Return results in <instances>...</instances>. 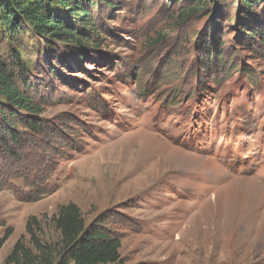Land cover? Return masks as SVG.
I'll list each match as a JSON object with an SVG mask.
<instances>
[{"label": "rangeland", "instance_id": "obj_1", "mask_svg": "<svg viewBox=\"0 0 264 264\" xmlns=\"http://www.w3.org/2000/svg\"><path fill=\"white\" fill-rule=\"evenodd\" d=\"M173 1L140 0L138 14L111 21L117 27L126 22L92 60L63 68L64 81L56 79L41 117L81 150L58 161L51 192L38 202L21 203L12 190L0 191V239L12 232L0 264L20 239L33 248L26 232L32 218L39 242H56L53 218L67 204L80 210L86 225L99 223L120 237L123 264H264V202L244 198L249 182L264 187V48L249 39L235 42L243 30L235 26L243 18L235 1L221 0L222 14L212 10L182 24L171 19L179 11ZM165 30L169 39L149 47ZM205 33L209 47L215 39L222 47L211 67L200 49ZM100 53L110 64H95ZM151 166L157 171L136 181ZM167 169L195 173L152 186ZM183 179L192 180L190 189ZM11 185L23 188L21 180ZM207 186L212 191L205 195ZM247 202L257 205L249 219L247 212L236 214ZM209 211L214 220L193 231L196 216Z\"/></svg>", "mask_w": 264, "mask_h": 264}, {"label": "trees", "instance_id": "obj_2", "mask_svg": "<svg viewBox=\"0 0 264 264\" xmlns=\"http://www.w3.org/2000/svg\"><path fill=\"white\" fill-rule=\"evenodd\" d=\"M232 1L243 16L235 25L243 29L235 42L249 39L250 44L264 48V0ZM222 3L221 0H174L179 11L171 19L182 24L197 14L208 16L212 10L222 14ZM138 6L140 0L136 3L133 0H0V191L12 190L15 198L26 204L50 194L58 161L81 149L79 145L69 144L58 125L41 117L45 97L53 89L57 91L54 88L57 78L58 82L64 81L63 68L68 61L92 60L90 55L99 52L107 38L123 30L126 22L123 20L117 27L111 21L121 15L138 14L141 8ZM170 32L158 33L149 47L169 39ZM197 36L193 34L194 38ZM202 40L204 66L211 67L210 59L220 61L222 47L217 39L209 47L206 33ZM57 46L62 53L55 52ZM42 51L49 63L40 57ZM109 60L100 53L95 64H110ZM231 68L236 70L235 64ZM53 146L57 148L55 153L51 151ZM16 179L22 181L23 188L12 187L11 182ZM32 224L38 227L37 220L32 218L26 223L33 248L18 240L3 264H123L120 237L99 223L86 225L73 204L59 207L53 218L59 233L56 242H39L31 230ZM11 233L7 230L0 239V250Z\"/></svg>", "mask_w": 264, "mask_h": 264}, {"label": "bare ground", "instance_id": "obj_3", "mask_svg": "<svg viewBox=\"0 0 264 264\" xmlns=\"http://www.w3.org/2000/svg\"><path fill=\"white\" fill-rule=\"evenodd\" d=\"M173 152V151H172ZM138 153L139 152H136L135 154H131L130 155V158L132 157V161H134V159H136L137 157H138ZM144 155V154H143ZM168 157V156H167ZM141 158V157H140ZM167 159V158H166ZM172 159V158H171ZM164 161V163L166 162L165 160H163ZM173 161V160H172ZM176 161V160H175ZM179 161V160H178ZM172 163V162H171ZM178 163V165H180L181 164V162L179 161V162H177ZM158 164H159V162H158ZM177 165V164H176ZM162 166V165H161ZM167 168H169V167H167ZM155 171H157L155 168H154V166H151V168L146 172H144L143 174H140L137 178H136V181L137 180H140L143 176V179H145L146 177H147V175L149 174V173H151V172H155ZM161 171H163V169L161 170ZM194 173L195 172H192V173H183V170H176L175 172L172 170V169H167L166 171H164L159 177H157V179H156V182L152 185V186H154V185H156L157 183H162V184H164V183H172L173 181H176V182H179L180 183V180H173V175L174 174H179L180 175V177L181 176H191V177H194ZM209 174L210 173H208L207 175H206V177L205 176H202V177H205L206 179H209V182H213V178H211V176H209ZM217 179H225V176H218L217 178H216V180ZM183 180H185V182L183 181V184L185 185V187L187 186V188H189L188 187V182H190V183H193L192 182V180H187V179H183ZM188 181V182H187ZM230 182H233V181H230ZM146 183V182H145ZM251 185H249L250 186V191L249 192H246V194L248 195L247 197H244L245 199H247V201H249V202H253V203H256L257 205H259L260 204V202H264V187H262L260 184L259 185H257V184H255V182H249ZM247 186V185H246ZM208 187V186H207ZM238 187V186H237ZM195 188V187H194ZM190 189V188H189ZM196 189V188H195ZM192 190V189H191ZM210 191H212V189L210 188V187H208V189L207 190H204V194L205 195H207ZM238 193L239 192H235V193H233V194H237L238 195ZM242 195H244V194H242ZM260 195H262V199H260ZM249 202H247V205L246 206H243V205H241L240 207H242V210L241 211H237L236 212V214L238 215V216H244V214L247 212V214H248V219H249V217H252V216H254V215H257L256 213H255V207L257 206V205H252V206H250L249 207ZM205 203V202H204ZM238 209V208H237ZM222 210L220 209V208H216V209H214V214L212 213V211L210 212L209 211V213L208 214H205V216L202 214V215H200L199 217L198 216H196L198 219L197 220H195V226L193 227V231H200V223L202 224V226L204 227V225H209L211 222H212V220H214L211 216H210V213L211 214H213L215 217H219V216H221V214H222V212H221ZM259 215V214H258ZM247 219V218H246ZM239 221H241V220H239ZM220 222H222V220H220L219 219V224H220ZM251 222H253V221H251ZM217 224H218V222H217ZM243 225V224H242ZM219 228L221 229V227H220V225H219ZM204 233V231L202 232V234ZM237 234V233H236ZM248 234V233H247ZM237 242L239 241V240H236Z\"/></svg>", "mask_w": 264, "mask_h": 264}]
</instances>
